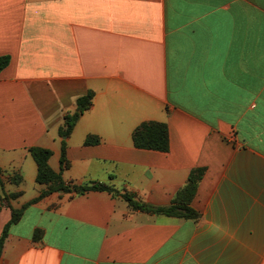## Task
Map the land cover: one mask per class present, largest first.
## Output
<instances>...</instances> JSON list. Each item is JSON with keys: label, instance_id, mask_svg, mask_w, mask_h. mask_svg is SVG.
I'll return each mask as SVG.
<instances>
[{"label": "crops", "instance_id": "crops-1", "mask_svg": "<svg viewBox=\"0 0 264 264\" xmlns=\"http://www.w3.org/2000/svg\"><path fill=\"white\" fill-rule=\"evenodd\" d=\"M6 55L0 168L7 194L21 195L0 212V239L12 209L26 208L0 264H264V0H0ZM90 91L91 108L61 137ZM147 121L168 125V152L135 147ZM35 146L52 151L67 184L117 192L30 204L48 188ZM197 168V220L123 197L169 206Z\"/></svg>", "mask_w": 264, "mask_h": 264}, {"label": "trees", "instance_id": "trees-1", "mask_svg": "<svg viewBox=\"0 0 264 264\" xmlns=\"http://www.w3.org/2000/svg\"><path fill=\"white\" fill-rule=\"evenodd\" d=\"M10 60L11 58L8 55L0 57V72L9 66ZM94 96V92L90 91L87 95L81 96L76 100V111L65 116L64 125L60 128L59 133L61 137H68L71 135L81 115L91 108ZM133 140L135 147L138 149L160 152H168L170 150L169 129L168 125L163 122L147 121L140 124L133 133ZM97 142L98 139L94 137H88L86 144H94ZM30 152L38 165L37 182L46 184L48 186V188L30 204L36 203L47 195L57 191H75L78 194H84L88 191H108L111 193L117 192L112 187L101 183H93L91 185L84 186H71L65 182L61 172L57 173L51 168L49 160L52 156V151L50 149L35 146L30 148ZM66 153L67 144L66 141H63L61 157L62 171L69 166ZM205 171V168L194 169L189 176L187 185L178 192L172 204L169 206H151L149 204L135 200L134 195L129 193L124 194L123 197L134 210H142L144 212L157 215L197 220L200 218L201 214L191 206V203L193 198L196 196L198 185L203 179ZM2 174V169L0 168V212L3 207L9 206L11 199H15L21 195V193L7 194L5 191V183ZM9 181L18 184L22 181V177L19 175L13 176L9 178ZM25 208L26 206L22 209H12V219L5 228L3 236L0 239V254L8 233L9 226L21 220ZM42 234V231L37 230L34 236L35 239H39Z\"/></svg>", "mask_w": 264, "mask_h": 264}, {"label": "water", "instance_id": "water-1", "mask_svg": "<svg viewBox=\"0 0 264 264\" xmlns=\"http://www.w3.org/2000/svg\"><path fill=\"white\" fill-rule=\"evenodd\" d=\"M66 138V137H65Z\"/></svg>", "mask_w": 264, "mask_h": 264}]
</instances>
